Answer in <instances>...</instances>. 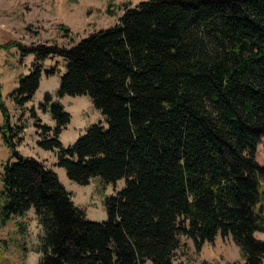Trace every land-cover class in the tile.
Returning a JSON list of instances; mask_svg holds the SVG:
<instances>
[{"label":"trees","instance_id":"1","mask_svg":"<svg viewBox=\"0 0 264 264\" xmlns=\"http://www.w3.org/2000/svg\"><path fill=\"white\" fill-rule=\"evenodd\" d=\"M122 8L113 26L70 47L0 44L34 56L10 94L17 106L31 100L42 73L58 72L42 66L58 57L55 96H88L106 118L67 147L59 135L70 116L59 102L40 105L52 132L34 124L37 145L56 151L69 180H124L104 200L106 220H87L52 169L17 151L24 127L11 126L0 85V130L14 158L2 169L0 224L34 209L44 230L38 264H187L176 261L182 237L199 253L217 236L231 238L242 264H264L255 237L264 234V166L255 158L264 136V0Z\"/></svg>","mask_w":264,"mask_h":264},{"label":"rangeland","instance_id":"2","mask_svg":"<svg viewBox=\"0 0 264 264\" xmlns=\"http://www.w3.org/2000/svg\"><path fill=\"white\" fill-rule=\"evenodd\" d=\"M142 1L147 0H0V44L14 41L28 46L55 43L70 47L95 31L113 26L123 13V4L135 6ZM109 6L110 13L107 12ZM33 60V55L22 56L16 48L7 51L0 49L2 98L11 126L24 127L23 132L18 134L22 141L16 149L21 155L43 162L52 169L65 189L71 192L73 203L84 211L87 220L105 221L107 214L104 200L119 192L124 187V180H119L116 185H105L99 178H92L88 185L69 180L65 170L56 165V151H47L37 145L41 130L34 124L37 123L35 120H39L42 126L50 128L52 132L56 123L49 111L43 112L40 105L59 102L70 116V122L59 135V141L67 147L83 135L89 126L101 123L106 127V118L94 107L88 96H55L64 73L62 59L58 57L42 62L44 69L56 65L58 72L49 77L42 73L39 88L31 100L23 107L17 106L10 94L17 87L19 77L30 73ZM46 96L50 97L48 101ZM255 158L260 166H264V136L260 138ZM9 161H14L12 151L0 130V193L3 165ZM19 223L24 224V232H21ZM43 235L44 230L33 208L22 218L16 217L5 225L0 224V264H38L41 253L37 249L41 247ZM255 237L264 241L263 233H256ZM176 261L187 264L203 261L211 264H242L239 249L231 238L222 239L220 236L216 237L213 244H205L199 253L190 239L182 237ZM144 264L151 262L146 261Z\"/></svg>","mask_w":264,"mask_h":264},{"label":"water","instance_id":"3","mask_svg":"<svg viewBox=\"0 0 264 264\" xmlns=\"http://www.w3.org/2000/svg\"><path fill=\"white\" fill-rule=\"evenodd\" d=\"M50 99V97L46 96V100L48 101Z\"/></svg>","mask_w":264,"mask_h":264}]
</instances>
